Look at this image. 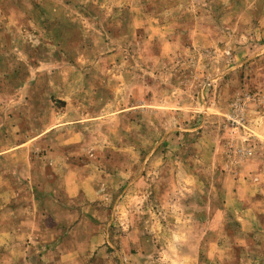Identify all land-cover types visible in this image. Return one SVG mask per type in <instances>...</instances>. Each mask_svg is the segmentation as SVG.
Returning <instances> with one entry per match:
<instances>
[{
	"label": "rangeland",
	"instance_id": "obj_1",
	"mask_svg": "<svg viewBox=\"0 0 264 264\" xmlns=\"http://www.w3.org/2000/svg\"><path fill=\"white\" fill-rule=\"evenodd\" d=\"M22 143L96 195L92 264H264V0H0Z\"/></svg>",
	"mask_w": 264,
	"mask_h": 264
},
{
	"label": "crops",
	"instance_id": "obj_2",
	"mask_svg": "<svg viewBox=\"0 0 264 264\" xmlns=\"http://www.w3.org/2000/svg\"><path fill=\"white\" fill-rule=\"evenodd\" d=\"M50 160L45 165L54 179L38 182L34 170L43 162L36 164L27 143L0 150V264H92L100 252L96 213L82 206L96 195L81 190L74 166ZM137 239L144 245L150 237Z\"/></svg>",
	"mask_w": 264,
	"mask_h": 264
}]
</instances>
